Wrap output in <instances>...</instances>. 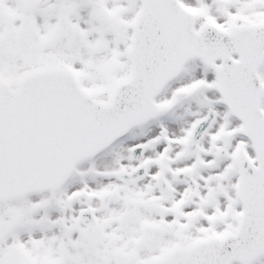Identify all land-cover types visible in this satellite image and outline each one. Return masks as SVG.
Listing matches in <instances>:
<instances>
[{
  "label": "snow or ice",
  "instance_id": "1",
  "mask_svg": "<svg viewBox=\"0 0 264 264\" xmlns=\"http://www.w3.org/2000/svg\"><path fill=\"white\" fill-rule=\"evenodd\" d=\"M0 264H264V0H0Z\"/></svg>",
  "mask_w": 264,
  "mask_h": 264
}]
</instances>
